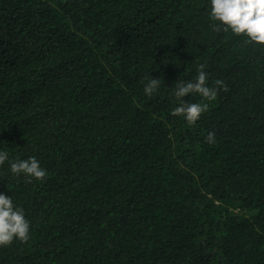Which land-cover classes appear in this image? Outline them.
<instances>
[{
  "label": "trees",
  "instance_id": "16d2710c",
  "mask_svg": "<svg viewBox=\"0 0 264 264\" xmlns=\"http://www.w3.org/2000/svg\"><path fill=\"white\" fill-rule=\"evenodd\" d=\"M211 24L208 0H0V149L48 173L0 175L31 223L0 264H264V47ZM201 63L224 87L190 126L172 89Z\"/></svg>",
  "mask_w": 264,
  "mask_h": 264
},
{
  "label": "clouds",
  "instance_id": "9594fccd",
  "mask_svg": "<svg viewBox=\"0 0 264 264\" xmlns=\"http://www.w3.org/2000/svg\"><path fill=\"white\" fill-rule=\"evenodd\" d=\"M208 19L214 30L230 32L242 37L245 43L264 47V0H208ZM145 80L143 93L151 98L160 89L161 78L153 77L148 72ZM222 87L223 82L219 79L210 84L206 65L199 64L193 79H178L175 82L172 93L178 104L172 114L182 117L190 126L195 125L202 114L208 111L209 104L216 100L218 89ZM192 96L201 97L202 100L190 102V99H185ZM206 140L210 144L214 143L215 133L209 132ZM5 169L0 171V175L5 178L10 173L16 178L23 176L42 182L48 175L36 156L10 158L7 151L0 149V170ZM30 229L31 223L26 218L24 208L14 202L13 195L0 192V247H8L14 241L27 242Z\"/></svg>",
  "mask_w": 264,
  "mask_h": 264
}]
</instances>
